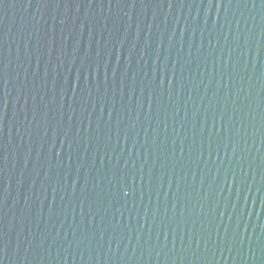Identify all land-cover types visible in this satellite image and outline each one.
<instances>
[{"label":"water","instance_id":"water-1","mask_svg":"<svg viewBox=\"0 0 264 264\" xmlns=\"http://www.w3.org/2000/svg\"><path fill=\"white\" fill-rule=\"evenodd\" d=\"M0 264H264V0H0Z\"/></svg>","mask_w":264,"mask_h":264}]
</instances>
